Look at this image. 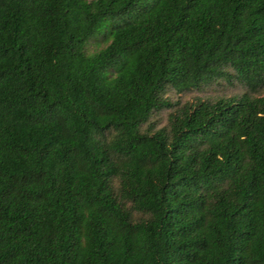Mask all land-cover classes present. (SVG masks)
<instances>
[{
	"label": "trees",
	"instance_id": "1",
	"mask_svg": "<svg viewBox=\"0 0 264 264\" xmlns=\"http://www.w3.org/2000/svg\"><path fill=\"white\" fill-rule=\"evenodd\" d=\"M263 85L264 0H0V264H264Z\"/></svg>",
	"mask_w": 264,
	"mask_h": 264
},
{
	"label": "rangeland",
	"instance_id": "2",
	"mask_svg": "<svg viewBox=\"0 0 264 264\" xmlns=\"http://www.w3.org/2000/svg\"><path fill=\"white\" fill-rule=\"evenodd\" d=\"M245 91L244 86L233 78L230 80L218 79L202 86L199 90H192L189 92L176 93L172 89L167 88L165 98L170 102L183 103L186 101H193L195 98L215 99L218 97L241 94ZM263 93L264 85L259 87L256 92L251 95H261ZM170 110L171 108H166L152 114L150 121L153 123L154 128L162 127L166 124L167 114Z\"/></svg>",
	"mask_w": 264,
	"mask_h": 264
}]
</instances>
